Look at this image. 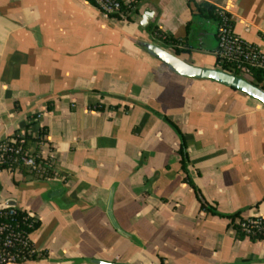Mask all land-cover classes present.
Listing matches in <instances>:
<instances>
[{"label":"crops","instance_id":"crops-1","mask_svg":"<svg viewBox=\"0 0 264 264\" xmlns=\"http://www.w3.org/2000/svg\"><path fill=\"white\" fill-rule=\"evenodd\" d=\"M135 1L121 19L88 0H0V141L42 133L55 170L0 171V204L39 222L43 257L19 264H264V240L236 230L264 216V105L142 48L176 54L150 26L218 68L217 23L190 7L204 2L264 53V0Z\"/></svg>","mask_w":264,"mask_h":264},{"label":"built area","instance_id":"built-area-1","mask_svg":"<svg viewBox=\"0 0 264 264\" xmlns=\"http://www.w3.org/2000/svg\"><path fill=\"white\" fill-rule=\"evenodd\" d=\"M89 1L100 13L121 19L126 18L136 8L135 0ZM124 8L127 12H124ZM217 15V60L232 65L244 74H249L252 69L264 73V53L233 31L229 13L218 9ZM24 141L25 132L0 141V171H13L21 167L41 179L54 176L55 170L51 162L34 155L30 149H23ZM36 221L30 213L0 204V264H19L43 257L30 239V229ZM236 230L244 237L264 240V216L241 219L236 224Z\"/></svg>","mask_w":264,"mask_h":264},{"label":"water","instance_id":"water-1","mask_svg":"<svg viewBox=\"0 0 264 264\" xmlns=\"http://www.w3.org/2000/svg\"><path fill=\"white\" fill-rule=\"evenodd\" d=\"M149 19L148 15L144 16L142 27L146 26V21ZM144 51L164 64L168 70L173 74L182 78H192L198 80H210L224 86L236 89L251 98H254L264 105V90L243 77L236 76L229 72L223 71L220 68H203L194 66L183 61L176 54L166 50L165 48L145 43L142 45ZM95 264H115L102 261H92Z\"/></svg>","mask_w":264,"mask_h":264},{"label":"trees","instance_id":"trees-1","mask_svg":"<svg viewBox=\"0 0 264 264\" xmlns=\"http://www.w3.org/2000/svg\"><path fill=\"white\" fill-rule=\"evenodd\" d=\"M188 3L191 4L190 1ZM190 7H192V12L194 13L195 16H198V17L204 18V19H208V20H214L218 25V22H219V17L217 15L218 9H215L212 5L204 3V2H202V3L192 2V5ZM124 12H127V10H125V8H124ZM147 29L154 35V38L157 41H159L160 43H162L164 45L173 46L175 48V53L177 55H179L180 50L178 49L179 43L177 42V40H175L174 38H172L170 36H165V35L161 34L159 31H157V29L151 28L150 26H147ZM216 66H218V68H220L221 70L229 72V73L234 74L236 76L241 77V75L244 74L243 72L236 69L232 65L219 62V60H216ZM246 75L251 76L252 84H254V85H256V86H258L264 90V73L262 71L252 69L249 71V74H246ZM28 127L29 126H27V128ZM41 137H43L42 133L38 137L32 138L31 135H29V134H27V132H25V141H24V144L22 145V148L25 150H28L31 147H34L33 154L37 155L38 144H40L42 141ZM180 155L182 157H184V155H185L183 144L181 145V148H180ZM202 207L203 208L206 207V204L203 203V201H202ZM38 224H39V222L37 220L34 223L33 228L30 229V233H32L38 227Z\"/></svg>","mask_w":264,"mask_h":264}]
</instances>
